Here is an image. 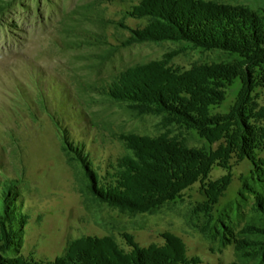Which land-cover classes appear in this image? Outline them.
<instances>
[{
  "label": "rangeland",
  "instance_id": "1",
  "mask_svg": "<svg viewBox=\"0 0 264 264\" xmlns=\"http://www.w3.org/2000/svg\"><path fill=\"white\" fill-rule=\"evenodd\" d=\"M0 264H264V0H0Z\"/></svg>",
  "mask_w": 264,
  "mask_h": 264
}]
</instances>
